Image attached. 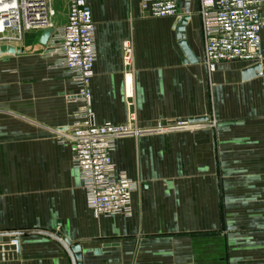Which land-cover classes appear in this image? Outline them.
Segmentation results:
<instances>
[{
  "label": "crops",
  "instance_id": "0c3cea01",
  "mask_svg": "<svg viewBox=\"0 0 264 264\" xmlns=\"http://www.w3.org/2000/svg\"><path fill=\"white\" fill-rule=\"evenodd\" d=\"M87 2L99 124L128 121L122 44L130 39L138 126L208 118L216 127L118 139L116 172L139 183L133 214L95 219L70 150L53 134L73 123L77 88L42 55L41 34H27L11 45L22 52L0 59V232L19 234L20 245L16 254L5 236L0 264H69L50 232L80 244L84 264H264V70L244 81L255 63L233 62L208 75L199 0H178L194 61L174 19L144 13L141 0ZM261 39L264 57V27Z\"/></svg>",
  "mask_w": 264,
  "mask_h": 264
},
{
  "label": "built area",
  "instance_id": "2783aa9c",
  "mask_svg": "<svg viewBox=\"0 0 264 264\" xmlns=\"http://www.w3.org/2000/svg\"><path fill=\"white\" fill-rule=\"evenodd\" d=\"M54 0H0V45L21 43L27 34L53 30L42 55L54 59V68L63 70L77 88L72 98L79 105L73 123L53 131L58 143L67 146L72 166L79 172L86 192L87 206L95 219L115 216L131 217L133 195L139 183L125 174L118 175L112 154L116 141L123 137L138 138L146 133L165 134L215 128L216 121L190 123L168 122L152 130L137 124L135 104V50L132 40L122 44L123 67L129 118L125 124L96 120L92 107L90 83L97 61L96 32L93 13L87 0H69L68 19L63 26L54 22ZM203 41V65L209 76L223 64L264 60L261 33L264 27V0H199ZM141 10L157 19L172 18L174 28L185 19L178 12V0H141ZM6 232H0V245ZM11 237L16 254L20 253L17 237Z\"/></svg>",
  "mask_w": 264,
  "mask_h": 264
},
{
  "label": "water",
  "instance_id": "95a60500",
  "mask_svg": "<svg viewBox=\"0 0 264 264\" xmlns=\"http://www.w3.org/2000/svg\"><path fill=\"white\" fill-rule=\"evenodd\" d=\"M188 2L190 0H187ZM189 17H185V19L181 22L179 29V40H181V47L183 48L187 58L190 61H194V58L192 56V52L189 49L186 41H185V35H184V31H185V25L188 22ZM53 30L51 29H47L44 30L41 34L40 37V44L43 46H46L50 36L52 34ZM23 50L16 48L14 46L9 45L6 41H3L2 44L0 45V59L4 56V55H15V54H19L20 52H22ZM264 70V65L263 64H255L249 68H247L246 70H244L243 72V80L244 81H248L250 79L256 78L261 76L262 71ZM208 118H196L193 120H190V123H204L207 122ZM27 233V232H25ZM24 234V233H21ZM6 236H18L19 234L17 233H8L5 234ZM47 235L53 237L54 239H56L57 241H59L67 250L68 254H69V264H84L83 263V251H82V246L80 244H72L67 238L62 237L60 234L56 233V232H50Z\"/></svg>",
  "mask_w": 264,
  "mask_h": 264
},
{
  "label": "rangeland",
  "instance_id": "374dc122",
  "mask_svg": "<svg viewBox=\"0 0 264 264\" xmlns=\"http://www.w3.org/2000/svg\"><path fill=\"white\" fill-rule=\"evenodd\" d=\"M53 9L55 11L54 22H61L68 14V0H54Z\"/></svg>",
  "mask_w": 264,
  "mask_h": 264
}]
</instances>
